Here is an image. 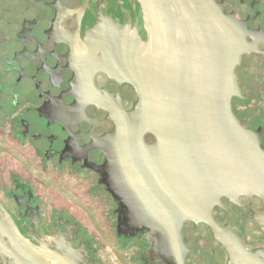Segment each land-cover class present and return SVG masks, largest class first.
Here are the masks:
<instances>
[{
	"label": "flooded vegetation",
	"instance_id": "1",
	"mask_svg": "<svg viewBox=\"0 0 264 264\" xmlns=\"http://www.w3.org/2000/svg\"><path fill=\"white\" fill-rule=\"evenodd\" d=\"M207 2L243 43L230 108L264 156V90L242 94L235 75L243 56L264 72L263 0ZM144 25L140 0H0V205L39 252L65 264H121L91 216L126 264H179L163 230L132 222L108 166L112 132L137 115L127 77ZM218 202L213 221L264 264V198ZM109 218L119 246L101 223ZM178 230L181 264H254L229 259L204 222L184 220ZM3 263L16 264L0 249Z\"/></svg>",
	"mask_w": 264,
	"mask_h": 264
},
{
	"label": "water",
	"instance_id": "2",
	"mask_svg": "<svg viewBox=\"0 0 264 264\" xmlns=\"http://www.w3.org/2000/svg\"><path fill=\"white\" fill-rule=\"evenodd\" d=\"M140 1L146 41L127 77L137 94V115L131 112V124L116 127L110 137L112 188L134 224L163 230L177 263H182L179 225L194 220L209 226L229 259L259 264L211 218L221 197L264 198V156L230 108L233 69L243 43L208 0ZM240 61L237 77L243 57ZM146 133L153 136L149 144L142 139ZM3 209L0 205L1 251L16 264H65L61 257L39 252ZM91 219L117 260L126 264Z\"/></svg>",
	"mask_w": 264,
	"mask_h": 264
},
{
	"label": "rangeland",
	"instance_id": "3",
	"mask_svg": "<svg viewBox=\"0 0 264 264\" xmlns=\"http://www.w3.org/2000/svg\"><path fill=\"white\" fill-rule=\"evenodd\" d=\"M264 3V0H263ZM263 63L256 59H250L243 56L240 85L239 88L242 94H247L248 96L253 93L259 94L264 90V72H263ZM257 90V92H255ZM110 219V218H109ZM101 219L104 227L112 237L113 242H116V246H119L120 241L118 239V222L117 220L113 221ZM112 259V257H111Z\"/></svg>",
	"mask_w": 264,
	"mask_h": 264
}]
</instances>
